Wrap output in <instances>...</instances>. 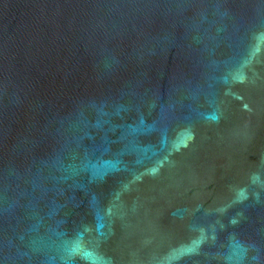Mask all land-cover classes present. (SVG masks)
Wrapping results in <instances>:
<instances>
[{"label":"water","instance_id":"1","mask_svg":"<svg viewBox=\"0 0 264 264\" xmlns=\"http://www.w3.org/2000/svg\"><path fill=\"white\" fill-rule=\"evenodd\" d=\"M0 264H264V0H0Z\"/></svg>","mask_w":264,"mask_h":264}]
</instances>
